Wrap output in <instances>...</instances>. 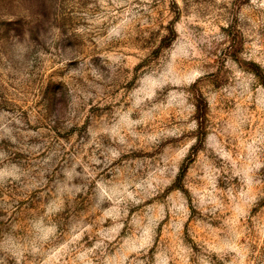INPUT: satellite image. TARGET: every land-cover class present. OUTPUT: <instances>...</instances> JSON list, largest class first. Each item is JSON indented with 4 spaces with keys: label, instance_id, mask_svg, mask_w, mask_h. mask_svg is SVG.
<instances>
[{
    "label": "rangeland",
    "instance_id": "rangeland-1",
    "mask_svg": "<svg viewBox=\"0 0 264 264\" xmlns=\"http://www.w3.org/2000/svg\"><path fill=\"white\" fill-rule=\"evenodd\" d=\"M0 264H264V0H0Z\"/></svg>",
    "mask_w": 264,
    "mask_h": 264
}]
</instances>
